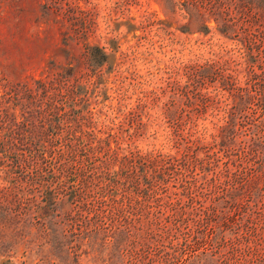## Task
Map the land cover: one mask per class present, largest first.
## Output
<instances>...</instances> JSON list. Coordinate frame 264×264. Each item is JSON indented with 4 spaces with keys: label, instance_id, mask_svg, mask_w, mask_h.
Wrapping results in <instances>:
<instances>
[{
    "label": "rangeland",
    "instance_id": "374dc122",
    "mask_svg": "<svg viewBox=\"0 0 264 264\" xmlns=\"http://www.w3.org/2000/svg\"><path fill=\"white\" fill-rule=\"evenodd\" d=\"M68 1L81 10L73 26L59 12L43 14V0H0V187L14 204L30 195L14 159L31 142L55 172L78 167L77 181L102 187L108 201L84 209L71 201L51 222L29 217L22 232L21 222L0 225V240L20 239L12 264H108L113 231L158 227L130 155L179 156L182 137L208 142L235 88L264 71V0ZM205 62L213 68L195 82L187 66ZM151 184L166 189L162 202L178 189L170 172ZM255 211L252 230L209 249L215 264L264 257V196Z\"/></svg>",
    "mask_w": 264,
    "mask_h": 264
},
{
    "label": "trees",
    "instance_id": "16d2710c",
    "mask_svg": "<svg viewBox=\"0 0 264 264\" xmlns=\"http://www.w3.org/2000/svg\"><path fill=\"white\" fill-rule=\"evenodd\" d=\"M161 1L171 6V0ZM41 9L43 14L59 12L70 24L76 18L74 13L81 12L68 0H43ZM85 47L89 53L91 48ZM100 54L105 57L102 52ZM187 67L197 82L198 77L210 72L213 62ZM186 88L187 85L180 87L183 92ZM235 91L232 102L224 103L221 123L208 142L182 137L179 156L130 155L128 160L135 181L142 185L139 193L146 205L153 203L154 219L160 225L155 229L139 226V234H130V229L124 227L113 231L108 264H175L178 261L180 264H215L209 249L218 252L221 247L238 240L243 229L244 232L252 230L251 217L258 215L255 207L264 196V71L254 72L253 78L237 86ZM202 98L210 99L209 95ZM186 100L191 102L189 96ZM28 143L27 147H17L19 155L15 156L14 166L22 175V181L27 183L30 195L14 204V197L6 199L8 186H1L0 225L16 226L21 222L18 231L22 232L29 217L51 222L55 211L71 201L82 209L107 203L105 196L108 195L102 187L90 192L83 187V180L77 181V176L82 175L78 167L71 165L63 170V165H59L55 172L52 158L45 156L43 149L36 151L37 143ZM16 146L14 142L12 147ZM199 151H202L201 156H198ZM162 171L163 174L173 173L178 181V189L165 195L164 202L161 194L166 189L157 193L151 188V181L162 180ZM64 175L67 176L65 180ZM108 198L112 203L117 202L113 197ZM167 207L169 212L164 214L161 210ZM129 208L132 207L129 205ZM135 221L139 222V218ZM14 236L16 239L0 240V255L5 257L3 263L12 264L9 258L14 254L8 251L20 240L17 233ZM18 256L25 258L24 254ZM243 264H264V257L251 256Z\"/></svg>",
    "mask_w": 264,
    "mask_h": 264
}]
</instances>
